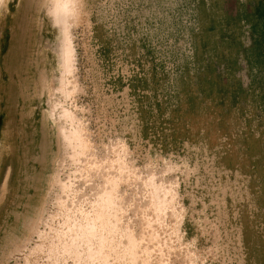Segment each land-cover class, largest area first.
I'll return each mask as SVG.
<instances>
[{
	"label": "rangeland",
	"instance_id": "rangeland-1",
	"mask_svg": "<svg viewBox=\"0 0 264 264\" xmlns=\"http://www.w3.org/2000/svg\"><path fill=\"white\" fill-rule=\"evenodd\" d=\"M58 1L0 0V264H264V0H70L65 96Z\"/></svg>",
	"mask_w": 264,
	"mask_h": 264
},
{
	"label": "bare ground",
	"instance_id": "bare-ground-1",
	"mask_svg": "<svg viewBox=\"0 0 264 264\" xmlns=\"http://www.w3.org/2000/svg\"><path fill=\"white\" fill-rule=\"evenodd\" d=\"M69 4H70V0H59L57 5L55 6L53 12H52L53 24L56 27H58V31L60 32V36H61L60 37L61 38L60 45L58 44L59 49H58V56H57L58 67L60 70V72H59L60 76H58L59 80L57 79L58 80V86L56 89L61 94H63L64 96L67 95L66 90H67V86L69 83V75H70L71 69H72V49H71V44H70L69 38L67 36V27H66V23H67L66 20H67L68 10H69V6H70ZM56 54H57V52H56ZM63 116L65 118L68 117L67 111H64ZM64 139H66V141H69V138L66 135L64 136ZM71 140H72V138H71ZM78 225L80 226V224H78ZM76 228L78 229V226ZM86 243L87 242H85V244ZM54 244H56V243H54ZM65 252H66V250H65Z\"/></svg>",
	"mask_w": 264,
	"mask_h": 264
}]
</instances>
